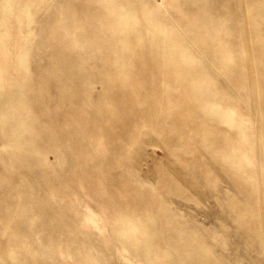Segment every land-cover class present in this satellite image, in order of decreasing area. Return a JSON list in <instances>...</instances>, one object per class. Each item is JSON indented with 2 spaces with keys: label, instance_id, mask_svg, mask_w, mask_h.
<instances>
[{
  "label": "rangeland",
  "instance_id": "obj_1",
  "mask_svg": "<svg viewBox=\"0 0 264 264\" xmlns=\"http://www.w3.org/2000/svg\"><path fill=\"white\" fill-rule=\"evenodd\" d=\"M3 1L0 264H264V0Z\"/></svg>",
  "mask_w": 264,
  "mask_h": 264
},
{
  "label": "bare ground",
  "instance_id": "obj_2",
  "mask_svg": "<svg viewBox=\"0 0 264 264\" xmlns=\"http://www.w3.org/2000/svg\"><path fill=\"white\" fill-rule=\"evenodd\" d=\"M5 1V0H4ZM3 1V2H4ZM2 2V3H3ZM6 2H8V1H6ZM10 3V2H9ZM9 3H5V4H9ZM13 3V2H12ZM29 3V2H28ZM18 5V4H17ZM26 5H28V4H26ZM3 6V5H2ZM4 7H5V5H4ZM28 7V6H27ZM7 8H9L10 10H11V8H12V4L10 3L9 5H8V7H6L5 9H7ZM25 8V7H24ZM30 8V7H29ZM29 10V9H28ZM26 8H25V10L23 11L24 13L22 14V19H20L19 21H18V27H19V29L22 31V33L23 34H21V32H20V34H21V36H23L24 34H26V32H27V30H28V28L30 27L29 26V23L31 22L32 23V21H30L31 19H29V11H28ZM8 12V11H7ZM9 13V12H8ZM11 13V12H10ZM7 16H8V14H6ZM2 20V19H1ZM0 20V21H1ZM2 22V21H1ZM9 22V21H8ZM1 24V23H0ZM3 24V23H2ZM2 27H3V25H2ZM19 30V31H20ZM3 32V31H2ZM30 33H31V30H30ZM0 34H1V31H0ZM2 34H4V36H5V33H2ZM27 36V35H26ZM25 36V37H26ZM29 36V35H28ZM2 38H3V36H2ZM23 39V38H22ZM21 40V39H20ZM14 42V41H13ZM5 49H7V48H5ZM2 50V49H1ZM8 50V49H7ZM18 50V49H17ZM17 50H15V51H17ZM2 55V54H1ZM3 56V55H2ZM14 56V55H13Z\"/></svg>",
  "mask_w": 264,
  "mask_h": 264
}]
</instances>
